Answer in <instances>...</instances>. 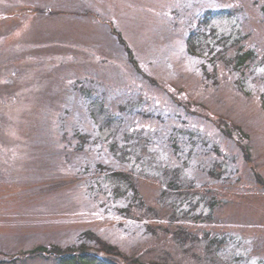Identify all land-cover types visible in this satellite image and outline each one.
Returning a JSON list of instances; mask_svg holds the SVG:
<instances>
[{"label": "rangeland", "instance_id": "1", "mask_svg": "<svg viewBox=\"0 0 264 264\" xmlns=\"http://www.w3.org/2000/svg\"><path fill=\"white\" fill-rule=\"evenodd\" d=\"M81 253L264 264V0H0V264Z\"/></svg>", "mask_w": 264, "mask_h": 264}, {"label": "trees", "instance_id": "2", "mask_svg": "<svg viewBox=\"0 0 264 264\" xmlns=\"http://www.w3.org/2000/svg\"><path fill=\"white\" fill-rule=\"evenodd\" d=\"M246 56H243L241 62L245 59ZM62 264H111L107 261L101 260L98 256L93 254L81 253L80 255H66L60 257Z\"/></svg>", "mask_w": 264, "mask_h": 264}]
</instances>
